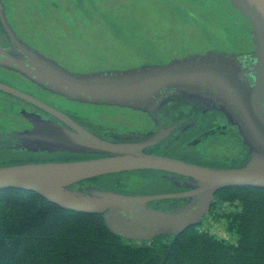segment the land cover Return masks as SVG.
Masks as SVG:
<instances>
[{"label": "water", "instance_id": "1", "mask_svg": "<svg viewBox=\"0 0 264 264\" xmlns=\"http://www.w3.org/2000/svg\"><path fill=\"white\" fill-rule=\"evenodd\" d=\"M228 1L250 26L254 46L250 53L209 50L164 64L74 72L19 42L24 47H11L12 54L5 53L0 63L44 89L82 103L132 107L151 115L169 102L196 105L204 111L219 110L248 146V159L240 168L200 167L146 152L145 148L160 139V132L136 143L110 140L64 115H59L63 123H58L22 111L32 128L17 135L21 140L17 149L99 157L1 165L0 189L32 191L63 209L101 214L112 234L134 241L176 236L198 224L219 189H264V0ZM1 5L0 2V8ZM0 89L31 100L5 85H0ZM137 168L184 176L190 190L131 195L81 183L95 176ZM164 198L179 199L182 204L170 210L149 206Z\"/></svg>", "mask_w": 264, "mask_h": 264}, {"label": "flooded vegetation", "instance_id": "2", "mask_svg": "<svg viewBox=\"0 0 264 264\" xmlns=\"http://www.w3.org/2000/svg\"><path fill=\"white\" fill-rule=\"evenodd\" d=\"M0 2L3 4L0 8V62L5 53L12 54L11 47H24L19 42L46 54L44 46L35 43L31 37L27 36L24 32L25 27L20 26L18 21L11 14L9 15V4L6 6L5 0H0ZM66 2L69 3L68 0ZM65 3L51 1L50 5L55 10L54 13L68 16V21L70 15H73V17L78 16L82 22L89 14L88 12H68L64 9L68 7V3L66 5ZM71 3H74L72 5L74 7L77 0ZM80 7H84L82 0ZM62 9L65 14L58 12ZM42 16V13L37 16L33 14L32 19L30 15L24 20L32 34L43 26ZM72 19L74 20V18ZM61 21L51 23L50 26L61 24ZM70 25L73 27L75 22H71ZM13 41H17V43ZM42 43L47 45V41ZM92 48L94 51H99L96 47ZM101 50L103 53H112L108 48ZM0 85H5L31 98V100H27L0 89V165L47 163L98 157L66 151L34 152L25 148L17 149V145L21 143L17 135L32 128L22 115V111L36 114L43 120L58 123H63L59 115H64L110 140L128 139L129 142L136 143L160 132V139L154 145L145 148L146 152L200 167L240 168L248 159V146L244 143L236 127L219 110L204 111L198 106L173 102L165 104L151 115L131 107L85 104L44 89L22 73L1 63ZM97 107L110 109L114 112L116 110L128 111L139 117L141 121L133 123L134 125L128 124L126 127L128 130L118 129L115 127L117 126L116 122L112 120H98L94 115L98 112L95 110ZM185 180L186 177L175 173L137 168L96 176L88 179V183L85 184L134 195H166L188 191L189 188L186 186ZM178 204H180L178 200L169 198L161 199L158 203L159 207L163 209H169Z\"/></svg>", "mask_w": 264, "mask_h": 264}, {"label": "rangeland", "instance_id": "3", "mask_svg": "<svg viewBox=\"0 0 264 264\" xmlns=\"http://www.w3.org/2000/svg\"><path fill=\"white\" fill-rule=\"evenodd\" d=\"M51 1L67 0H5V3L9 4V15L25 27L27 36L44 46L47 56L75 71L120 69L126 63L131 65L133 55L151 57L152 51L167 60L212 49L246 52L251 47L250 26L237 11L226 7L225 0H82L83 8L81 0L74 7L71 2L75 0H68L66 11L89 13L82 22L78 16L70 15L74 20L70 17L68 21V16L54 13ZM64 9L58 12L65 14ZM41 13L43 26L33 32L34 36L24 20ZM227 19L234 27L226 23ZM58 21L61 24L50 26ZM71 22H75L74 28ZM41 41H47V45ZM92 47L99 51L94 54L86 51ZM104 48L112 53H103ZM95 110L98 120H112L118 129L128 130V124L141 121L128 111L114 112L101 107ZM218 198L198 230L235 243L237 235L229 228L237 221L223 215L242 209L243 201L221 193Z\"/></svg>", "mask_w": 264, "mask_h": 264}, {"label": "trees", "instance_id": "4", "mask_svg": "<svg viewBox=\"0 0 264 264\" xmlns=\"http://www.w3.org/2000/svg\"><path fill=\"white\" fill-rule=\"evenodd\" d=\"M242 209L234 242L189 226L134 244L112 234L100 214L63 209L32 191L0 189V264H264V189L226 188Z\"/></svg>", "mask_w": 264, "mask_h": 264}]
</instances>
